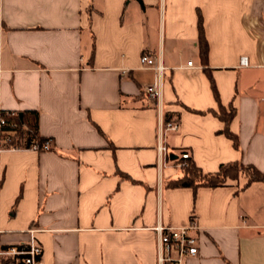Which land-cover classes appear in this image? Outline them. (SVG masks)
Returning <instances> with one entry per match:
<instances>
[{
    "label": "crops",
    "instance_id": "1",
    "mask_svg": "<svg viewBox=\"0 0 264 264\" xmlns=\"http://www.w3.org/2000/svg\"><path fill=\"white\" fill-rule=\"evenodd\" d=\"M30 111L53 149L0 144V249L35 230L42 264H157L152 229L193 223L185 264H264V182L169 186L184 153L264 177V0H0V114Z\"/></svg>",
    "mask_w": 264,
    "mask_h": 264
},
{
    "label": "built area",
    "instance_id": "2",
    "mask_svg": "<svg viewBox=\"0 0 264 264\" xmlns=\"http://www.w3.org/2000/svg\"><path fill=\"white\" fill-rule=\"evenodd\" d=\"M139 62L142 67L153 69L159 76L164 70L161 65L155 63L152 58L146 55L141 56ZM240 64L242 66H247L246 58H241ZM188 65L190 66L191 63H188ZM143 92L149 99H157L159 97V86L157 82L144 87ZM6 115L8 117L17 116L16 113L13 112H6ZM18 118L21 120L20 117ZM7 125L6 119L0 116L1 147L16 149L10 146L14 131L6 132L3 130ZM10 129H18V124H10ZM165 130L175 131L177 130V125L167 123L165 125ZM29 149L39 152L51 151L53 147L50 140L41 142L39 139H34ZM159 150L164 152L165 148L160 147ZM181 159H189V154H182ZM194 229L193 223L188 227H164L156 225L152 230L155 232L158 242L157 264H185L187 259L196 257L198 255V246L197 239L192 233ZM27 232L30 235L28 244L0 249L1 263H5L6 261L7 264H42V248L33 236L35 230H28Z\"/></svg>",
    "mask_w": 264,
    "mask_h": 264
},
{
    "label": "trees",
    "instance_id": "3",
    "mask_svg": "<svg viewBox=\"0 0 264 264\" xmlns=\"http://www.w3.org/2000/svg\"><path fill=\"white\" fill-rule=\"evenodd\" d=\"M198 31L199 58L201 65L206 68L208 45L204 37L201 18H199L198 21ZM205 71H207V69ZM210 81L213 95L218 101V93L214 82L212 79H210ZM214 113L225 125L222 133L232 141L235 147H237V137L229 130V123L235 114L234 108L232 106L225 108L218 103V112ZM16 115L17 116L14 117H8L6 112H1L0 114V116L4 117L8 123V125L3 130L6 132L14 131V136L12 137L13 139L10 143V146L18 149H29L31 142L34 139H39L41 142L45 141V139H42L38 136L36 112H24L22 114L21 120L18 118L19 113H16ZM13 123L18 124V129H10V124ZM239 167H244V169L249 170L252 173L246 176L245 173L238 170ZM182 173L183 176L181 178L169 183L171 188H191L193 190L199 187L217 188L224 186L227 180H237L240 178V174H244L246 176L245 186H248L253 182H264L263 175L254 167L244 166L237 162L221 165L217 172L205 174L198 167H196L194 162L189 158L182 161Z\"/></svg>",
    "mask_w": 264,
    "mask_h": 264
},
{
    "label": "rangeland",
    "instance_id": "4",
    "mask_svg": "<svg viewBox=\"0 0 264 264\" xmlns=\"http://www.w3.org/2000/svg\"><path fill=\"white\" fill-rule=\"evenodd\" d=\"M238 170L240 171V172H243V173H245V175L247 176L248 174L250 175L252 172H250L249 170H246V169H244V167H239L238 168ZM244 174H240L239 176L241 177V178H245L246 179V176H245ZM239 179V178H238ZM229 180H227L226 182H228Z\"/></svg>",
    "mask_w": 264,
    "mask_h": 264
},
{
    "label": "water",
    "instance_id": "5",
    "mask_svg": "<svg viewBox=\"0 0 264 264\" xmlns=\"http://www.w3.org/2000/svg\"><path fill=\"white\" fill-rule=\"evenodd\" d=\"M19 117L22 118V114H20Z\"/></svg>",
    "mask_w": 264,
    "mask_h": 264
}]
</instances>
